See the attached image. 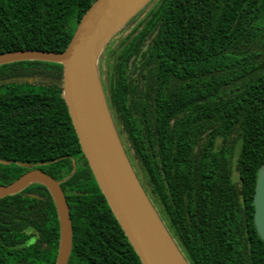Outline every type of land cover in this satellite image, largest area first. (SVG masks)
I'll return each instance as SVG.
<instances>
[{
  "label": "trees",
  "instance_id": "obj_1",
  "mask_svg": "<svg viewBox=\"0 0 264 264\" xmlns=\"http://www.w3.org/2000/svg\"><path fill=\"white\" fill-rule=\"evenodd\" d=\"M95 1L0 0V54L65 51ZM107 47L100 75L120 135L189 264H264L253 202L264 164V0H152ZM26 76L62 79L63 66L0 65V80ZM22 163L61 181L68 264H142L83 154L62 86L0 85V183L27 172ZM59 243L45 185L0 198V264H56Z\"/></svg>",
  "mask_w": 264,
  "mask_h": 264
},
{
  "label": "water",
  "instance_id": "obj_2",
  "mask_svg": "<svg viewBox=\"0 0 264 264\" xmlns=\"http://www.w3.org/2000/svg\"><path fill=\"white\" fill-rule=\"evenodd\" d=\"M152 0H96L82 17L65 51L18 50L0 54V65L26 60L62 64L63 78L11 77L13 82L44 81L63 87L73 126L100 189L138 254L142 264H189L143 187L110 111L98 62L106 45ZM29 168L11 184L0 183V198L17 194L33 183L45 185L54 200L60 221L56 264H68L73 243L71 210L61 181L40 168ZM32 198L42 197L35 193ZM254 222L264 241V164L260 167Z\"/></svg>",
  "mask_w": 264,
  "mask_h": 264
},
{
  "label": "rangeland",
  "instance_id": "obj_3",
  "mask_svg": "<svg viewBox=\"0 0 264 264\" xmlns=\"http://www.w3.org/2000/svg\"><path fill=\"white\" fill-rule=\"evenodd\" d=\"M152 6H153V4H150V5L148 6L147 11H148ZM143 15H144V14H143ZM143 15H142V16H143ZM131 29H132V28H128V29H126L122 34L116 36V37L112 40L111 47L114 48V47L120 42V40H121L123 37H125L126 35H128V34L130 33ZM111 47H110V48H109V47L105 48V51L102 53V55H101V57H100V59H99V62H98V69H99V72L102 71V69H105L106 66H107V60H108V58H109V56H110ZM101 79H102V78H101ZM103 87H104V90H105V93H106V98H107V101H108V104H109V100H108V98H109V97H108V96H109V91H108L107 83L104 81V79H103ZM109 107H110V105H109ZM110 111H111V107H110ZM111 113H112V112H111ZM112 116H113V118H114V120H115L116 127H117V129H118L119 134H120L121 129H120V126H119L118 123H117V120H116V117H115V115H114V112L112 113ZM120 136H121V139H122L123 144H124V146H125V149H126V151H127V153H128V156H129V158H130V160H131V162H132V164H133L135 170L137 171L136 160H135V157H134V152L130 149L128 143L126 142L125 137H124L122 134H121ZM137 172H138V171H137ZM234 174H235V177H237V173H236V170H235V164H234Z\"/></svg>",
  "mask_w": 264,
  "mask_h": 264
},
{
  "label": "flooded vegetation",
  "instance_id": "obj_4",
  "mask_svg": "<svg viewBox=\"0 0 264 264\" xmlns=\"http://www.w3.org/2000/svg\"><path fill=\"white\" fill-rule=\"evenodd\" d=\"M102 79H104V81L107 83V78L105 75H102ZM111 112L113 113V110L111 109Z\"/></svg>",
  "mask_w": 264,
  "mask_h": 264
}]
</instances>
